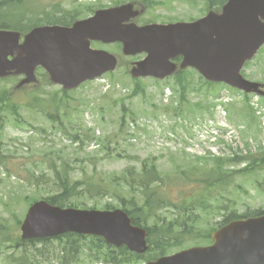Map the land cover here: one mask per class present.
<instances>
[{
    "label": "rangeland",
    "instance_id": "1",
    "mask_svg": "<svg viewBox=\"0 0 264 264\" xmlns=\"http://www.w3.org/2000/svg\"><path fill=\"white\" fill-rule=\"evenodd\" d=\"M8 1L11 23L17 25L22 19L23 24L29 25L44 17L82 18L91 14L87 6L94 11L133 0ZM151 1L148 8L141 9L143 15L137 24L192 21L207 13L209 2ZM6 11L0 9V15ZM92 47L115 54L119 62L115 70L77 88L64 90L62 85L51 82L42 68L36 70L39 82L35 85L24 83L14 88L21 77L0 78V97L4 100L9 95L15 105V110H0V264H102L91 262L86 251H71L68 247V260L61 261L64 246L56 238L26 246L29 253L41 249L34 256L20 250L13 252L12 241L21 236L20 225L29 205L54 190L53 169L66 170L68 166L72 179L89 177L93 183L103 179L108 188L115 190L116 185L110 182L113 174L126 167L139 169L143 160L154 162L165 181L174 184L165 187L169 191L162 188L161 192L168 194L172 202L180 203L181 188L187 193L199 189L195 183L199 182L196 179L201 170L196 167H207L216 157L253 159L264 151V98L245 96L221 84L208 85L191 70L184 72L183 92L175 76L163 80L131 77V64L143 54L125 56L120 44L92 43ZM242 74L250 81L264 83V45ZM48 100L56 106L47 104ZM47 111L58 116L59 122L48 119ZM78 127L85 137L83 143L70 138ZM227 164L225 170L240 171L247 161L233 159ZM181 180L185 182L177 184ZM232 180L228 190L214 192L213 200L219 201H212L211 208L195 211L205 220L202 229L207 228L208 221L212 226V221L221 219L216 202L228 206L226 210L235 208L237 213L264 210V165L245 174L237 172ZM118 191L125 199L136 197L139 201L135 202L142 203L140 189ZM93 192V199L82 192L75 199L86 208L97 210L107 204L113 208L123 204L112 193L99 189ZM124 203L127 205L128 201ZM176 212L170 206L159 214L168 220Z\"/></svg>",
    "mask_w": 264,
    "mask_h": 264
},
{
    "label": "water",
    "instance_id": "2",
    "mask_svg": "<svg viewBox=\"0 0 264 264\" xmlns=\"http://www.w3.org/2000/svg\"><path fill=\"white\" fill-rule=\"evenodd\" d=\"M133 4L98 9L70 26L44 25L24 35L0 30V78L24 75L16 86L35 82L41 66L51 82L73 89L112 71L117 57L93 49L91 41L120 42L125 55L145 53L133 63L132 77L164 78L176 70L171 61L181 56V69L193 67L211 82L264 96L261 83L241 74L245 62L264 44V0H227L219 12L210 10L191 22L126 23L136 13ZM22 239L55 237L66 232L101 236L107 244L144 253L146 230L132 225L127 213L112 210L61 208L44 199L33 202L20 225ZM213 243L192 246L146 264H264V214L230 221L211 234Z\"/></svg>",
    "mask_w": 264,
    "mask_h": 264
},
{
    "label": "trees",
    "instance_id": "3",
    "mask_svg": "<svg viewBox=\"0 0 264 264\" xmlns=\"http://www.w3.org/2000/svg\"><path fill=\"white\" fill-rule=\"evenodd\" d=\"M224 1L225 0H209L207 7L208 9H219ZM2 8L7 11L6 13H2L0 15V28L18 31H23L28 28L22 23V19L19 20V23L17 22L18 24L15 23L17 25H13L8 19V16L10 17L8 12V0L0 1V9ZM86 9L91 12L93 7L87 6ZM75 18V15H72L68 18L61 15L56 16L55 18L44 17L42 19H38L37 22L67 25L70 23V19L73 20ZM178 81L182 86L185 87L184 77H180ZM206 84L213 85L212 83ZM181 91L183 92L184 90ZM11 102L12 101L9 95L4 100L2 97H0V110H15V105L11 104ZM47 104L56 106V104L50 100H48ZM60 105H62V103H60ZM57 109L58 108L56 107L55 110ZM46 116L53 122H59V117L53 113H49L47 111ZM60 130H63L61 126ZM82 134V129L78 127L75 134H73L70 138L75 142L83 143L85 137H82ZM250 158L252 157H243V159H239V157L233 158L234 160L247 161V165L240 171H235L231 168L225 170V166L228 165L227 163H230V161L233 159H227L224 157L214 158L207 167H196V169L201 170L198 173L199 177L196 179L199 182L195 183L199 189L195 190L193 193H187L181 188V195L179 197V201H181L180 203L172 202L168 194L161 192L162 188H165L167 185L174 184L165 181L164 176L158 172V168H156L154 162H147L146 160H143L139 169L135 167H126V169L121 173L113 174L110 182L116 185L115 190L108 188V186H106L107 183L103 179H99L94 183L91 182L92 178L89 177H83L78 180L72 179V176L69 175L68 172L70 171L68 166V171L65 167L62 168L66 170L53 169L51 172H53L54 176V180L52 182L54 185V190L52 193L44 197V200H46L51 205H56L59 207L84 209L86 206L80 204L78 200L75 199L80 196L81 192L85 193L86 197L89 199L96 197V194L93 192L94 190L99 189L101 192L108 195L109 193H112L113 197L123 202L120 207L128 214L132 224L144 227L146 229L147 243L149 246L145 253L138 254L129 251L125 246L114 247L112 245H108L101 237L66 233L56 238L59 242V245L63 244L64 246L63 252L61 249L59 250L62 252L59 257L61 258L60 260L63 262L68 260V252H65V247H68L71 251H86L85 256L87 258H91V262H101L105 264H141L148 260L155 259L161 255L171 253L174 251L171 250L173 248L180 249L192 244L210 243V233L215 228L237 218L255 216L264 212V210L255 209L252 212L245 210L243 213H237L234 210L235 208L226 210L228 206L220 205L219 202H216L221 219L215 222L212 221V226L208 221V226L205 230L202 229V223L205 222L203 216L195 215L196 210L206 212L207 209L212 207V201H219L217 199L213 200L214 192L228 190L231 182H233L232 176H234V174L237 172H242L245 174L254 168L261 169L262 165H264V151L263 153H258L253 157V159ZM43 176L45 175H42V178ZM182 178H184V175ZM188 180L190 181V178ZM192 180L195 181L194 178ZM183 182L185 181L181 180L178 181L177 184H182ZM118 189H127V191H135L136 189H140L139 196L142 203L138 204L135 202L139 201L136 199V197L125 199L127 197H123L120 193H118ZM165 189L169 191V189ZM34 200L36 199H30L29 201ZM125 201H128L127 205L124 203ZM170 206L177 210L176 214L173 215L174 217L168 220L165 217L160 218V210L166 209ZM112 208L113 207L109 204L105 205L104 207V209ZM1 232H3V230H1ZM7 241H12V239L8 238ZM38 241L43 242V244L47 243V239ZM12 242L13 244L11 245V248H13V252L20 250L31 254L32 256H34L36 253H41V249H33L34 252L29 253L26 248V246H33L37 240L24 241L20 239V237H15Z\"/></svg>",
    "mask_w": 264,
    "mask_h": 264
},
{
    "label": "flooded vegetation",
    "instance_id": "4",
    "mask_svg": "<svg viewBox=\"0 0 264 264\" xmlns=\"http://www.w3.org/2000/svg\"><path fill=\"white\" fill-rule=\"evenodd\" d=\"M133 3H134V9L135 10H140V9H146V8H148L149 7V4L151 5V0L149 1V2H147V3H144V0H141V1H139V0H133L132 1ZM141 15H143L142 13L141 14H139L135 19H134V21L137 23V21L140 19V16ZM146 23H148L147 21H146ZM141 24H144L143 22L141 23ZM21 35H23V33H21ZM180 61H181V58L180 57H176V58H174V60H173V62H175L177 65H179V63H180Z\"/></svg>",
    "mask_w": 264,
    "mask_h": 264
}]
</instances>
